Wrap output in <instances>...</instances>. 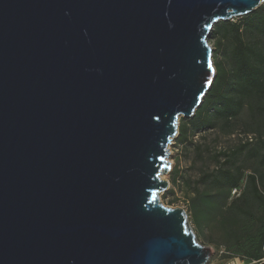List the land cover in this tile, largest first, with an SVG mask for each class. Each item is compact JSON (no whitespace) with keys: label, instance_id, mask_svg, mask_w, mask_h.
<instances>
[{"label":"water","instance_id":"water-1","mask_svg":"<svg viewBox=\"0 0 264 264\" xmlns=\"http://www.w3.org/2000/svg\"><path fill=\"white\" fill-rule=\"evenodd\" d=\"M261 6L0 0V264H208L160 203L168 145L216 77L214 26Z\"/></svg>","mask_w":264,"mask_h":264},{"label":"trees","instance_id":"trees-1","mask_svg":"<svg viewBox=\"0 0 264 264\" xmlns=\"http://www.w3.org/2000/svg\"><path fill=\"white\" fill-rule=\"evenodd\" d=\"M213 36L215 56L220 55V61L214 64L216 77L195 115L180 119L176 140L185 144L196 133L218 128L230 134L233 122L246 112L252 123L248 130L257 137L249 141L245 135L233 151L212 156L219 167L199 179L205 192L212 195L195 199V222L201 228L198 215L205 217L215 211L224 236L223 258L260 261L264 255V6L238 20L218 23ZM253 143L255 146L248 150ZM243 155L241 164L238 159ZM220 158H224L222 162ZM249 159L256 168L245 175ZM172 182H176L174 174ZM242 183L239 196L229 201L231 192Z\"/></svg>","mask_w":264,"mask_h":264},{"label":"rangeland","instance_id":"rangeland-1","mask_svg":"<svg viewBox=\"0 0 264 264\" xmlns=\"http://www.w3.org/2000/svg\"><path fill=\"white\" fill-rule=\"evenodd\" d=\"M240 19V18H235ZM208 43L212 47V64H216L220 61V55L215 56L216 52V39L213 36V31L208 38ZM183 120H188L180 118ZM179 119V123L182 122ZM252 123L249 117L246 116V112L243 111L240 117H237L233 122L232 132L230 134L225 133L222 129H214L209 131H202L196 133L191 141L185 144L177 143V136L168 145V161L170 162L171 170L167 175L162 176L163 180L168 181V194L165 196L163 193L160 195V203L164 207L168 208H181L187 216L190 227L192 228L198 243L208 247L212 250V255L208 264H223L226 259L224 253V236L219 226V220L216 217L215 211L212 214H206L202 217V214H197L198 219L202 226L199 228L195 222V199L200 197L204 199L207 194L205 187L200 184L199 179L203 173H210L215 171L219 165L214 162L212 156L217 152L233 151L237 148V145L244 141L247 137L255 139L257 133L248 130L251 128ZM251 126V127H250ZM255 144L251 145L249 149L253 148ZM197 147H200L198 153ZM245 155L239 157V163H243ZM224 158H220V162ZM245 175L253 172L256 168L255 162L252 159L246 160ZM175 176V183L172 182V175ZM243 189V183L238 187L235 195L230 194L229 201L237 198ZM197 191V192H196ZM199 193V194H196ZM214 193V191L212 192ZM199 195V196H198ZM201 199V200H202ZM194 200V201H193ZM211 215V216H210ZM221 246V247H220ZM264 253V252H263ZM224 255V256H223ZM264 259V255L263 258Z\"/></svg>","mask_w":264,"mask_h":264},{"label":"built area","instance_id":"built-area-1","mask_svg":"<svg viewBox=\"0 0 264 264\" xmlns=\"http://www.w3.org/2000/svg\"><path fill=\"white\" fill-rule=\"evenodd\" d=\"M248 139H249V141L252 140L251 137H248ZM236 193H237V190H233L231 192L232 195H235ZM221 253H223V252L221 251ZM263 262H264V259H261L260 261L246 262L240 258H231V259L226 260L223 264H260Z\"/></svg>","mask_w":264,"mask_h":264},{"label":"snow or ice","instance_id":"snow-or-ice-1","mask_svg":"<svg viewBox=\"0 0 264 264\" xmlns=\"http://www.w3.org/2000/svg\"><path fill=\"white\" fill-rule=\"evenodd\" d=\"M209 67H212V65L210 64Z\"/></svg>","mask_w":264,"mask_h":264}]
</instances>
